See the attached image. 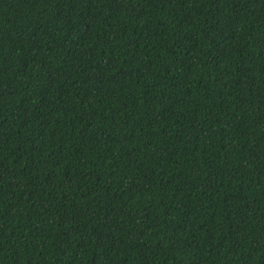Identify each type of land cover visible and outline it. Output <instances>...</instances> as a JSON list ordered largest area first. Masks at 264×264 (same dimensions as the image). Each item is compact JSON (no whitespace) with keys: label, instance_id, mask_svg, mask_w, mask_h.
I'll list each match as a JSON object with an SVG mask.
<instances>
[{"label":"trees","instance_id":"trees-1","mask_svg":"<svg viewBox=\"0 0 264 264\" xmlns=\"http://www.w3.org/2000/svg\"><path fill=\"white\" fill-rule=\"evenodd\" d=\"M0 264H264V0H0Z\"/></svg>","mask_w":264,"mask_h":264}]
</instances>
